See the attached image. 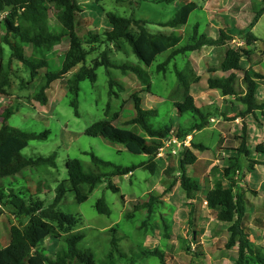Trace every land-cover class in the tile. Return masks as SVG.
I'll use <instances>...</instances> for the list:
<instances>
[{"label": "rangeland", "instance_id": "374dc122", "mask_svg": "<svg viewBox=\"0 0 264 264\" xmlns=\"http://www.w3.org/2000/svg\"><path fill=\"white\" fill-rule=\"evenodd\" d=\"M77 1L83 9L79 18L78 34L86 40L85 48L89 52L86 66H92L95 60L101 61L105 53L113 63L141 66L149 74L152 84L150 93L140 94L144 106L146 109H157L159 123L163 125L170 123L176 133L179 124L183 122L187 124L188 120L179 118L170 96L177 86L176 70L184 69L189 61L202 76V80L192 88L191 93L205 114H212L209 126L187 137V145L183 143L184 141L176 144L171 138L163 142V148L156 159L159 164V172L156 174L138 169L133 175L115 177L112 182L119 188L118 193L107 189L106 183H102L84 203H78L74 193L67 192L58 209L74 215L78 220L75 231L85 235L80 248L91 250L96 256L97 264L103 263L110 250L112 236L115 235L112 229H115L116 236L120 239V247L131 255L132 251L158 248L166 255L165 264H234L238 247L232 249L227 247L230 239L229 226L215 219L204 201L203 193H199L197 200L193 202L195 212H192V201L188 199L180 183L175 180L180 175V155L187 147L195 153L197 162L186 167V173L194 180L201 178L202 189H210L216 180H222L227 186L233 185L235 180V193L240 191L246 201L251 240L256 249L264 253V154L256 151L258 145H264V111L248 113L246 106L236 98L223 96L221 91L208 88L209 77L225 78L219 67L226 48L204 47L201 51L181 55L167 65L165 71L160 72L157 67L168 59L170 52L159 56L149 68L138 60L127 43H124V50L120 52L105 40L106 31L111 29L106 15L112 12L122 17L141 20L153 34L167 32L170 29H165L161 25L170 21L187 0ZM189 1L195 2L199 8L191 15L188 25L176 30L183 38L182 43H191L194 29L198 25L200 33H207L213 37L219 28L228 30L234 38L228 47L249 49L244 44L246 30L256 14L262 13L258 24L250 30L251 34L259 38V41L250 47L255 54L251 62L245 59L243 66L246 69L251 67L253 74L259 72L264 75V0ZM7 15V12L0 15V46L3 49L4 63L9 64L11 72L9 96L0 95V126L3 111L13 106L17 112L9 119L10 126L24 132L50 131L47 140L31 141L22 151V155L47 157L56 154L57 168L28 169L24 172L28 174L27 178H20L15 184L7 179H0V189L5 193L13 188L16 192L22 189L27 195L28 190L35 194L37 183L40 182L45 189L37 197L49 206L54 201L56 186L68 176L66 165L68 159H79L87 172L95 170L90 153L124 167L148 161V156L134 155L123 145L109 142L103 137L85 134L86 130L98 121L106 119L114 121L116 113L124 121L134 118L132 95L146 87L139 78L130 71L124 74L122 70L99 67L95 83L85 80L80 84L79 116H76L75 109L71 106L73 95L67 82L73 73L68 74L54 82L47 90L48 103L44 106L34 100L32 95L39 88L45 70H41L38 78L32 81L28 67L17 59L11 60L10 48L4 42L7 34L4 19ZM50 22L52 26H57L54 14ZM89 32L98 35L97 44L87 42ZM68 48L69 42L65 41L55 49L26 45L25 52L27 57L34 60L47 59L55 63ZM210 69L216 72H210ZM111 79L118 81L125 88V92H118L119 97L109 96ZM257 81V98L264 102V80ZM114 91L117 89L114 88ZM108 105L110 111L106 116ZM191 122L194 120H190L189 124ZM114 124L118 126L120 121L115 120ZM122 132L129 134L127 131ZM245 132L251 154L239 157L243 172L237 171L236 174L225 177V170L236 162L238 152L235 150L240 149L241 138L245 136ZM141 135L148 141L155 139L144 131H141ZM193 144H202L206 149L197 150ZM151 195L159 196L160 199V203L154 207V213L148 217L145 210L136 212L134 207L148 200ZM100 198H104L110 207V216L97 212L95 205ZM129 212L134 213V218H126ZM191 213L195 217L194 225L189 222ZM0 214V238L3 248L11 241V227L21 224L24 220H18L10 208L3 204H0ZM194 229L197 230L195 241ZM63 245L61 240L50 236L39 244L38 249L48 258L54 259ZM136 264L162 263L158 258L151 257L139 260Z\"/></svg>", "mask_w": 264, "mask_h": 264}, {"label": "trees", "instance_id": "16d2710c", "mask_svg": "<svg viewBox=\"0 0 264 264\" xmlns=\"http://www.w3.org/2000/svg\"><path fill=\"white\" fill-rule=\"evenodd\" d=\"M96 1L102 2L104 0ZM198 8L195 2L187 0L170 21L161 25L170 30L154 34L145 27L146 23L141 20L122 17L109 12L106 17L111 29L106 31L105 40L107 43L113 44L120 52L124 50V43H127L138 60L148 68L154 64L159 56L170 52L168 59L158 65L157 69L160 72L165 71L166 66L181 55L201 51L204 47L226 48L219 67L225 78L209 77L208 88L221 91L223 96L236 98L246 106L248 113L255 114L258 111H264V102H260L257 98V80H264V75L259 72L253 74L251 67L246 69L243 66V61L247 59L251 62L255 54V51L250 47L258 42L259 38L251 34L250 30L258 24L262 13L256 14L250 27L246 30L244 44L249 49L246 47H228L230 42L234 40L228 30L219 28L216 36L213 37L207 33H200L198 25L194 29L191 43H182L183 38L177 34L176 30L188 25L191 15ZM5 12L8 15L4 19L7 30L4 42L10 48L11 60L17 59L25 64L30 70L32 81L38 78L41 70H45L39 88L32 95L33 99L42 105L45 106L48 103L46 92L51 88V85L60 78L73 73L67 82L73 95L71 106L75 109V115L79 116L80 84L85 80L95 83L97 81L96 71L101 66L107 69L122 70L124 74L130 71L146 86L141 92L132 95L135 110L134 118L124 121L116 113L114 121H120L118 126L114 124V121L106 119L93 124L86 130L85 134L92 137H103L109 142L123 145L134 155L148 156V161L124 167L100 159L90 153L92 166L95 170L87 172L79 159H68L66 163L68 176L56 186L54 201L49 206H46L45 201L37 197L45 189L40 182L37 183V193L35 194H31L28 190L29 195H27L22 189L16 192L13 188L5 193L0 189V204L8 206L18 220H24L21 224L11 227V241L7 246L1 248L0 238V264H97L94 252L80 248L85 235L75 231L78 220L74 215L60 211L58 209L59 204L65 199L68 191L74 193L78 203H84L102 183H106L107 189L118 193L119 188L112 182L115 177L133 175L138 169L149 170L153 174L159 172V164L156 159L166 139L174 136L178 141L183 142L192 133L201 131L210 124L212 114H205L191 93L192 86L199 84L202 76L197 73L189 61H187L184 69L176 70L177 86L170 98L173 100L179 118L188 121L187 124L185 122L179 124L176 133H174L170 123L164 125L159 123L157 109H146L144 106L140 94L143 92L150 93L152 84L149 74L141 66L113 63L106 53L101 61L95 60L92 66H86L89 52L85 48L86 40L78 34L79 18L83 9L77 0H0V15ZM52 14L57 20L56 27L52 26L50 22ZM8 35L10 38L7 37ZM87 35L89 44H97L98 35L91 32ZM65 41L69 42V48L55 63L47 59L34 60L26 56V45L35 48L55 49ZM4 62L3 49L0 46V95L8 97L11 67ZM79 66L81 67L75 71ZM210 72L216 71L210 69ZM109 88L110 98L119 97V93L125 92L124 86L113 79L109 81ZM114 88L117 91H114ZM109 105L105 112L106 116L109 115ZM16 112L17 109L13 106L6 108L2 113L0 126V179H7L13 184L20 181V178L26 179L28 174L26 175L24 172L28 169L57 168L56 154L47 157L22 155V151L29 146L31 141L47 140L50 131L46 130L42 133L24 132L10 126L8 124L9 119ZM192 119L194 122L189 124ZM122 131H127L129 134H123ZM141 131L155 139L148 141L141 135ZM246 134L245 132V136L241 138L240 149L235 150L238 152L236 162L225 170V177H230L237 171L243 172V165L239 164V157L251 154L247 145ZM192 146L200 151L206 149L202 144H193ZM256 151L264 154V145H258ZM196 162L197 156L186 147L180 155V175L175 179L186 192L188 199L192 201L191 211L195 212V203L193 202L197 200L199 193H203L204 201L207 203L208 209L214 214L215 219L229 226L230 239L227 247L229 249L238 247L234 264H264V253L258 251L251 240V229L247 224L246 201L240 191L235 193V180H233V185L229 186L225 185L222 180H216L210 189L204 190L200 184L201 178L194 180L186 173V167L194 165ZM252 162L255 163V161ZM255 164L259 163L256 162ZM159 200V196L151 195L148 200L138 203L134 209L136 212L145 210L150 217L154 213V207L160 203ZM95 208L99 214L111 215V209L104 198L97 200ZM191 214L192 217L189 222L194 225L195 217L193 213ZM126 218H134V213L129 212ZM112 233L115 235L110 241V250L106 254V260L101 264H121V262L136 264L139 260L151 257L158 258L162 264L166 263V255L158 248H146L138 252L132 251L133 255H131L130 252L120 247V239L116 236L117 230L112 229ZM193 234L195 241L197 230L194 229ZM50 236L64 243L54 259L48 258L38 249L39 244Z\"/></svg>", "mask_w": 264, "mask_h": 264}, {"label": "built area", "instance_id": "2783aa9c", "mask_svg": "<svg viewBox=\"0 0 264 264\" xmlns=\"http://www.w3.org/2000/svg\"><path fill=\"white\" fill-rule=\"evenodd\" d=\"M171 140H172L174 143H176V144H181V143H182V142L178 141L176 138H171ZM183 143H185V145H187V144H188V141L186 140V141H184Z\"/></svg>", "mask_w": 264, "mask_h": 264}, {"label": "crops", "instance_id": "0c3cea01", "mask_svg": "<svg viewBox=\"0 0 264 264\" xmlns=\"http://www.w3.org/2000/svg\"><path fill=\"white\" fill-rule=\"evenodd\" d=\"M195 70H196V69H195ZM196 71H197V70H196ZM197 73H198V72H197ZM198 74H199V73H198ZM222 74H223V73H222ZM199 75H200V74H199ZM200 76H201V75H200ZM193 87H195V86H192V88H193ZM192 88H191V90H192ZM192 95H193V94H192Z\"/></svg>", "mask_w": 264, "mask_h": 264}]
</instances>
